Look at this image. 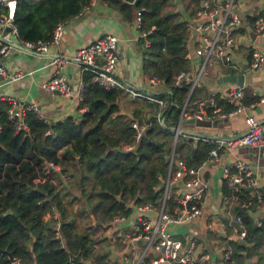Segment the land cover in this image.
<instances>
[{"label": "trees", "instance_id": "trees-1", "mask_svg": "<svg viewBox=\"0 0 264 264\" xmlns=\"http://www.w3.org/2000/svg\"><path fill=\"white\" fill-rule=\"evenodd\" d=\"M102 1L116 7L127 20L141 8L139 29L148 31V45L142 44L141 70L147 77L161 79L166 86L162 92L154 93L166 102L162 122L151 123L132 149H124L122 146L134 137L129 119L113 115L122 90L93 82L89 70L81 73L83 87L77 111L82 110L77 117L66 116L52 123L32 110H25L22 120L27 132L15 131L14 122L6 114L8 102L0 99V264H11L16 258L30 264H69L72 256H76L77 264L90 256L93 264H107L103 254L93 253L97 241L92 236L94 232L104 228L115 215H127L129 208L125 203L129 199L142 203L159 196L160 190L155 186L157 176L165 174L170 126L176 121L188 90L187 85H172L173 76L187 67L183 42L188 22L172 7L167 8L172 6V0ZM88 2L15 0L12 21L17 38L49 39L56 23L77 15ZM192 2L197 5V0ZM0 12H4L2 6ZM193 13L194 10L188 15ZM137 100L140 104L134 113L150 104L153 111L156 109L150 101ZM222 102L218 100L224 109L231 108L232 105ZM175 144L177 151L184 149L187 165H198L212 147L201 139L193 143L192 139L180 138ZM44 161L57 164L58 169L45 166ZM70 168L78 176L76 188L82 203L77 205V198L70 195L61 179L73 177V172H68ZM52 208L60 216L63 246L52 234L53 219L48 214ZM239 213L245 230L243 241L258 247L262 226L252 223L247 213ZM74 214L87 215L90 220L79 227ZM228 242L231 258L241 264L238 260L243 258L244 245L237 239ZM257 254L254 264L264 261V256Z\"/></svg>", "mask_w": 264, "mask_h": 264}, {"label": "built area", "instance_id": "built-area-1", "mask_svg": "<svg viewBox=\"0 0 264 264\" xmlns=\"http://www.w3.org/2000/svg\"><path fill=\"white\" fill-rule=\"evenodd\" d=\"M95 0H89L87 8ZM235 0H197L194 8V23L200 29V41L195 51L201 55V61L194 70L185 68L178 71L172 80V85H187L188 90L179 108V113L174 124L170 126L172 135L171 151L166 158L165 174L159 178L156 188L160 190L159 196L153 201L135 203L134 208L141 212H151L150 215L136 214L128 228L117 227L118 223L125 221V215H115L104 228L97 230V236L104 235V230L111 229L105 237L108 238L115 248L117 244L122 248L117 251L116 264H206L210 258L208 253H196L195 244L189 241L184 245L183 241L167 230L169 223H180L187 218L201 214L205 201L209 180L201 173L202 168L211 160L218 157L219 152L230 150L238 146L254 147L257 153L264 159V133L259 121L252 115H245V129L239 136L222 138L201 134L199 125L194 123H182V120L194 119L198 121H212L228 118L244 109L239 101L243 96L242 86H229L222 94L223 101H238L229 109H224L222 104L213 95L189 98L192 89L197 85L199 77L206 69L209 62H215L226 69H235L236 65L231 60L230 51L234 45L235 28L241 24L240 18L233 11ZM264 0L262 1V4ZM0 6L4 12H0V86L15 82L23 78L30 71H24L19 66L8 68L6 61L11 51L15 48L10 41L19 44L24 50L38 53H49L47 62L54 67L51 75L40 83V88L48 93L58 92L64 96H74L76 102L81 99L83 87L82 79L77 82L72 91L62 66L68 61L78 63L81 70L91 72V80L105 88H116L124 91L134 99H144L155 104L156 109L142 115V120L129 119V126L133 130V141L125 144L124 149H132L135 143L151 123L162 122L161 114L166 106L165 100L157 97L154 93L137 89L126 83L119 76L117 69V38L114 34L106 32L84 46L76 49L72 55L65 57L57 52H50L51 47L56 46L61 39L64 27L63 22L54 25L51 36L47 40H19L12 21L15 0H7ZM82 9V10H83ZM140 9L135 10V22L139 29L141 16ZM81 12V11H80ZM79 12V13H80ZM191 22H189V25ZM250 26L256 35H264V7L250 21ZM8 27V30L5 28ZM147 30H140L138 38L143 46L148 45L146 39ZM264 61V53L251 44L248 67L257 68ZM151 86L163 85L161 79L155 76L147 77ZM0 99L8 102L6 109L7 118L14 122V130L27 132V127L22 120L25 110L38 113L34 102H21L10 95H0ZM221 100V101H222ZM39 115V114H38ZM45 120V119H44ZM180 138L206 140L212 147L207 156L198 165H187L183 156L174 148ZM45 166L58 169L57 164L44 161ZM221 178L227 190L222 194L224 212L233 216L234 221L240 228L236 233L237 238L243 239L245 230L242 224V215L252 205L257 206L262 202V192L253 190L254 175L252 169L244 160H236L234 163L224 165L221 168ZM236 211V212H235ZM235 212V213H234ZM49 217L53 219L52 234L58 238L63 246V236L60 232V216L56 209L52 208ZM101 230H103L101 232ZM130 245L126 249V241ZM228 241V240H227ZM226 241L220 253V264H238L231 258V246ZM126 249V250H125ZM118 255V256H117ZM11 264L23 263L19 258L12 259ZM69 264H77L74 260ZM82 264L83 260H82ZM260 264H264V261Z\"/></svg>", "mask_w": 264, "mask_h": 264}, {"label": "crops", "instance_id": "crops-1", "mask_svg": "<svg viewBox=\"0 0 264 264\" xmlns=\"http://www.w3.org/2000/svg\"><path fill=\"white\" fill-rule=\"evenodd\" d=\"M262 1H234L232 9L242 18L241 24L235 28L234 45L230 51L231 60L236 68L230 70L215 62H209L199 77L192 96V98H195L213 95L221 101V94L229 86L238 85L235 81L226 79L224 76L232 73L241 74L243 76L242 84L239 86H242L243 96L239 101L244 105V109L233 116L220 119L216 124L199 125L198 131L201 134L222 138L239 136L245 129L244 116L248 114L259 121L264 133V61L257 68L251 69L248 67L251 44L256 45L264 53V35H256L249 24L252 18L264 7ZM172 2V6L169 5L167 8L172 7L188 22L184 43L186 62L187 68L194 70L201 61V55L195 51V47L200 41V29L195 26L194 14L188 15L189 12L194 10L195 4L192 0H172ZM189 22H191L190 25ZM106 32L114 34L117 38V69L121 79L143 91L162 92L166 86H151L147 82L146 74H143L141 70L142 40L138 38L139 29L134 17L130 20L125 19L116 7L114 8L102 0H95L80 13L65 21L61 39L56 46L51 47L50 52H57L68 57L76 49ZM48 61L49 53L14 48L6 61L7 67L19 66L24 71H30L31 73L15 82L0 86V95H10L21 102H34L38 108L39 116L45 119L46 122L53 123L66 116L77 117L82 109L77 111L78 102H76L74 96H64L58 92L48 93L40 88V83L48 78L54 69L47 63ZM62 71L66 74L68 83L74 91L83 72L81 66L78 63L68 61L63 64ZM236 102L238 101L230 102L226 100L222 103L226 106L227 104L234 105ZM116 103L118 110L113 115L118 114L127 119L142 116L145 112L149 113L148 109L153 106L152 104H150L151 106L146 105L134 113V108L139 107L140 103L137 99H130L123 91L118 95ZM239 159L244 160L252 169L255 177L253 190L261 191L263 198L260 204L257 206L252 205L245 213L250 216L252 223H260L263 230L258 247H252V242L243 241L244 246L241 249L243 258L238 262L241 264H254L258 258L257 253H261V258L264 256V159L254 147L238 146L219 152L216 159L211 160L202 168L201 173L207 177L209 184L201 214L187 218L177 224L169 223L167 225V230L179 237L185 246L188 245L189 241H192L195 244L196 253H208L210 258L206 264H220V253L226 241L240 239L236 235L240 228L239 224L234 221L233 216L225 213L223 209L222 194L225 193L223 191L225 187L220 174L222 166L234 163ZM71 171L70 168L68 172ZM77 177L75 172H73L71 178L61 176L66 189L75 198L78 197L75 195ZM78 203L82 202L79 201ZM134 204L130 199L125 203L129 210L125 215V221L118 223L117 227L128 228L136 214H151V212L136 210ZM110 230L108 227L104 230V235L100 236H97V231L94 232L92 236L97 241L93 245V253L100 252L104 255L103 261L105 263L116 264V254L122 248V245L117 244L115 248L110 240L105 237ZM246 246L249 248L247 253ZM83 263L93 264V257L90 256L84 259Z\"/></svg>", "mask_w": 264, "mask_h": 264}, {"label": "water", "instance_id": "water-1", "mask_svg": "<svg viewBox=\"0 0 264 264\" xmlns=\"http://www.w3.org/2000/svg\"><path fill=\"white\" fill-rule=\"evenodd\" d=\"M5 1H7V0H0V2L1 3H3V2H5ZM9 28L8 27H6L5 28V30H8ZM10 43L16 48H20V49H23L19 44H17V43H15V42H13V41H10ZM183 43H185V41L183 42ZM226 79H229V80H233V81H235L238 85H241L242 84V82H241V80H242V75L241 74H239V75H236V74H229V75H225L224 76ZM56 92V91H55ZM183 122L182 123H194V124H196V125H200V126H209V125H213V124H216V122L217 121H219L218 119H216V120H212V121H198V120H194V119H189V120H182ZM237 241L239 242V243H243V239H237ZM63 244H64V240H63ZM129 245H130V242H129V240H127L126 241V249L129 247ZM125 249V250H126ZM248 246H246V253L248 252ZM2 252H4V253H7V252H5V251H2ZM9 258H10V256H9V254L7 253L6 254ZM73 257V260H75V258H76V256H72Z\"/></svg>", "mask_w": 264, "mask_h": 264}, {"label": "rangeland", "instance_id": "rangeland-1", "mask_svg": "<svg viewBox=\"0 0 264 264\" xmlns=\"http://www.w3.org/2000/svg\"><path fill=\"white\" fill-rule=\"evenodd\" d=\"M196 7V6H195ZM194 7V8H195ZM127 94V93H126ZM128 95V94H127ZM129 97V96H128ZM130 98V97H129ZM131 99V98H130ZM137 101H140V100H137ZM140 103V102H139ZM140 108H143L142 106L140 107ZM148 111H150V112H152L153 111V106L152 107H150V109H148ZM132 118H137L138 120H142V116H134V117H132ZM130 119V118H129ZM172 143H173V140H172V135L169 137V141H168V152H167V156H168V154L170 153V151H171V146H172ZM176 145V144H175ZM174 148H175V146H174ZM176 150V149H175ZM177 151V150H176ZM181 156H183L184 155V149H181L180 151H177ZM167 156H166V158H167ZM163 176V175H162ZM162 176H157L158 177V180H157V183H158V181H159V178L160 177H162ZM156 186H157V184H156ZM155 186V187H156ZM69 192V191H68ZM71 195V194H70ZM69 195V196H70ZM75 195L76 196H78L77 197V200H76V203H74L75 205H77L78 204V202L80 201V198H79V190L76 188L75 189ZM92 201H94V199H92ZM144 202H146V201H144ZM80 206H81V204H79ZM83 206V205H82ZM76 208H77V206H76ZM75 210H77V209H75ZM84 211L86 212V210L84 209ZM75 215V214H74ZM76 217H75V221H76V224L79 226V227H82V226H84V224H86L87 223V221H89L90 219H87L88 218V216H90V213H89V215L87 216V215H84V214H81V215H75ZM92 217V216H91Z\"/></svg>", "mask_w": 264, "mask_h": 264}]
</instances>
